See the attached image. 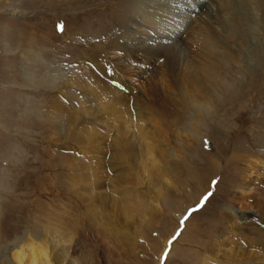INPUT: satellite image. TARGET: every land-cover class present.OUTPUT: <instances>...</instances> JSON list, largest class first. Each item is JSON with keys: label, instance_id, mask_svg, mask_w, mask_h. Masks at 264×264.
Masks as SVG:
<instances>
[{"label": "rangeland", "instance_id": "374dc122", "mask_svg": "<svg viewBox=\"0 0 264 264\" xmlns=\"http://www.w3.org/2000/svg\"><path fill=\"white\" fill-rule=\"evenodd\" d=\"M124 1L126 0H0V264H21L13 259L12 252L23 247L28 240L35 244L41 243L45 238L41 226L46 222L48 214L67 210L69 221L74 222L81 216L72 232L74 249L65 253L64 258L62 252L56 251L55 247L47 250V262L52 264H264V237H261L264 233L255 234L259 229L264 230L263 209L261 208L263 213L256 211L257 206H250L248 200L243 205L238 202V197L245 199L249 194L254 199L257 189L264 190V57L250 60L253 69L248 73L250 78L244 81L245 85L235 97L228 98V101L226 98L227 102L220 101L223 104L216 112V103L207 99L206 95L213 113L203 117L204 120L190 106L198 103L199 98L195 96L192 84L187 85L184 81L187 85L186 93L178 90L176 94L180 97L183 95L181 98L187 103H182L178 110L180 121L172 123V119L159 118V107L155 113L150 99L145 100V107L140 105L146 99L142 97L145 83L147 80L153 83L158 79L159 74L155 69L160 65L168 72L165 75L168 77L163 80L177 83L170 68L173 65L176 69L183 68L182 60L176 58L184 53L180 52L182 49L187 51L189 47L183 45L186 44L184 40L189 42L186 37H191L195 32L189 25L192 23L189 18L196 19L200 12L199 23L202 25L197 27L203 29L206 18H202L206 17L205 11L202 12L201 5L195 15L190 13L191 10L185 12L189 16L184 15L187 18L184 26L182 18L176 17L179 21L172 22L174 16L166 14L173 11L172 7L162 6L160 3L166 1L165 4L170 5L169 2H174L173 0H138L137 5L134 3L130 10L136 11L142 1L146 5L152 4V1L159 2L161 9H157L158 12L153 15L161 16L158 20L162 21L163 26L168 22L169 25L173 24V28L179 29L181 33L177 38L184 42L180 45L183 47L178 46L175 51L157 50L155 45H163L161 42L174 44L175 37L159 34L161 29H155L154 33L149 28L143 32L138 28V46L141 45L142 48L138 49L153 63L144 65L141 61L139 66L143 70L147 66V75L141 77L137 73L131 79L112 65V55L125 60L122 54L127 52L118 50L129 49L128 44L132 43L134 36L127 32V24L131 21L125 20L124 10L120 6ZM203 1L210 3V0ZM248 1H252L251 5ZM248 1H229L226 10L232 16L225 14L227 17L224 18L217 15V10L214 13L215 7L211 4V7H207L209 21L217 20V24H220L222 19L227 21L235 18L232 13L234 6H237L235 3L249 5L254 28L253 32L250 29L245 32L246 47L241 48V39L237 36L236 43L233 40L229 43L230 55L240 54L241 59L243 55H248L247 47H261V44H256L264 42V2L262 10H258L252 5L256 0ZM200 2L194 4L193 0H183L182 10L177 11L182 12L183 5L198 9ZM177 7L179 8L178 5L175 6ZM141 9H144L145 16L134 11L132 13L136 18H143L142 20L152 18L146 17L149 15L148 10L156 12L153 8L144 6ZM260 17L261 21L256 23ZM60 24L64 26L63 32L57 31ZM142 25L145 26L144 23ZM229 28L231 27L227 26L224 30ZM194 36H197L198 41ZM219 36L220 38L218 35L215 38L223 40V33ZM114 37L122 46L110 43L109 40ZM201 39L204 41H200ZM208 39L206 35L195 33L191 41V45L195 46L191 48L197 51L208 47ZM145 46H153L156 51H146ZM94 50L97 52L91 58L90 54L92 51L94 54ZM100 60L102 62L97 65ZM247 60L244 59L245 62ZM231 61H234L232 57ZM184 69L181 71L183 73L180 72L182 76L187 74V69ZM81 72L95 76L96 79L90 82L94 89H98L97 93L103 94L100 90L109 89L105 90L108 98L114 96V93L124 96L122 100H127L129 108L125 103L123 105L128 109V114H132V120L138 118L135 117L138 111L134 106L136 99L142 108L149 104V107L152 106L150 112L147 109L141 112L145 117L144 129L147 130L143 138L150 140L149 142L154 141L153 145L162 153L165 162L161 159L156 161L159 167L164 163L162 169L155 168V164L151 166L147 160L144 168L141 167L145 152L143 148L136 150L129 147L132 144L128 143L125 150H121L124 147L115 150L114 143L112 148L108 147L103 153L105 165L100 164L101 161L94 162L97 168L92 167L97 173L91 174L89 169L86 174L91 175L81 176V179L79 177L73 181L70 179L73 169L69 170L66 165L69 161L75 162L80 151L85 152L83 156L90 158L102 156L92 146H88L87 151L84 150L87 143L85 140L75 143L73 131L87 122L93 129V137L89 141L93 147L96 142H100L101 148L97 135L98 130L104 127L97 119L112 121L107 112L82 115L83 122L80 121L81 118L68 120L77 111L75 107L79 106L77 98L81 96L82 90L73 77ZM53 103L59 105L55 110L57 119L52 118V113L48 112L52 110ZM169 108L175 110L174 107ZM139 112L140 110L137 114ZM143 116L140 117L142 120ZM165 120L167 124H163ZM52 125L56 128H52ZM133 125L135 123L130 126L128 134L132 137L131 141L136 143L134 134L137 131L136 125ZM114 128L108 134V130L104 129L107 130L105 146L121 137L116 132V127ZM117 150L118 153L121 151L122 157L113 155ZM138 152H141L140 157ZM160 153L157 152L156 155ZM210 155L216 162L211 163ZM152 158L155 159L154 154ZM126 172L127 177L124 176ZM257 175L259 177L256 180ZM252 180L255 182L253 187ZM213 181L216 183L213 184ZM250 185L251 191L248 189ZM161 186L164 187V192L159 191ZM260 199L257 196V202ZM245 208L252 213H244ZM253 220L261 224V227ZM166 251L167 257L164 255ZM257 252L261 255L255 258L254 254ZM24 253L27 251L24 250ZM23 258V264H28L26 255Z\"/></svg>", "mask_w": 264, "mask_h": 264}, {"label": "bare ground", "instance_id": "6f19581e", "mask_svg": "<svg viewBox=\"0 0 264 264\" xmlns=\"http://www.w3.org/2000/svg\"><path fill=\"white\" fill-rule=\"evenodd\" d=\"M137 1L138 0H126V1H124L123 5H120L123 8V10H124V12L123 11L122 12L125 14V20H130L131 21L128 24L126 23L128 25V30H127L128 35H132V34L134 35L133 38H132V40H133L132 43L131 44H128L129 49H127V50H124L123 49L122 50L120 48L121 50H118V51H121L123 53L124 52H127L126 54L125 53L124 54L120 53V54L123 55L122 57L125 58L124 61H126V62H124L120 57H116V55L115 56L112 55L113 56V61L111 60L112 61V65L119 72L124 73V76H125V74L126 75H129L130 78L132 79V76H134L137 73H140L141 74V77L143 75H147V72H148L147 66L145 67V70H143L144 68H141L139 66V63L141 61H143L141 63L144 64V65H149V64L151 65L153 63V61L150 58H148L147 55H143L140 52L141 50H139L141 48V45L138 46L139 39H140V37L137 34L139 32L138 28L141 29L142 32L143 31H146L149 28L154 33H155V29H161V33H159V34H163L165 37H169V38H174L175 37L174 38L175 40H173V41H175L174 44H169V43L161 42V43H163V45H158V46L155 45V47L157 48V50H163V51H171V50L172 51L173 50L175 51V49L178 46L180 48H182L183 46L181 47L180 45L183 44L184 41L186 42V44H183V45H186L189 48H191V46L192 47L195 46V45H191V41H193V35H195V33L196 34L198 33V34L206 35L209 38L208 39L209 40V46L207 45L208 47H205L203 49L200 48L202 50L194 51L192 48H191V50H189V48H188L187 51L189 50V55H188V52L185 51L186 49L185 50L182 49V51L179 50L180 52H184V53H180L179 54V57L180 58H176V59L182 60L183 64L186 67H184V65H183L182 66L183 67L182 69H176L174 65L172 67L170 66L171 67L170 69L173 72V76L176 78V81H177L178 84L177 83L173 84L174 82L172 83L171 80L170 81H164V80H166V77H168V76L165 77V75H167L168 72H166L167 70H165L164 67H160L161 65L157 69L154 68L155 70H157V72H158L157 74H159V77H158V79L155 82L152 83V82H150V81H148L146 79L147 82L145 83L144 93H143V96H142V97H146V99L142 100L143 101V104H140V105H142L143 107H145L144 104L147 105L145 103L146 102L145 100L150 99V102H151L150 104H152L154 106V108H155V109H153V107L151 106L152 107V110L155 113L158 112L157 108L159 107V113H158V114H160L159 118L166 117L167 119H172V121H171L172 123H178L180 121L179 118H181V115H179L178 110L183 105L182 103H186V102L184 100H182V98H181L183 95L180 97V95H176V94H177V91L178 90H180V92H185L186 93V90H187L186 86L189 85V84L190 85L192 84L191 87L194 90V94L199 99H198V103H196L195 105L194 104H191L190 106L195 111V113H198L202 117V119L204 120L205 117H207L208 115H210L211 113H213L212 111H210V109H212V107H211V105L208 102L209 100L207 101V99L210 98L212 100V102L216 103V107H215V112H216V109H219L220 108V105L222 103V102L220 103V101H223L224 102V101H226V98H227V101H228L229 100L228 98L231 99V98L235 97L238 94V92L242 89L243 84H244V81L245 80H248V78H250V76L248 77V73H250V72L253 71V69H251L250 60H255L257 58L259 59V58H263L264 57V42H260V43H257L256 44V45L261 44L262 45L261 47H259V46H256V47L251 46V48L250 47H247V50H249L248 51V55L247 56H244L243 55V58L242 59H241V55L240 54L232 53V56H231L230 53H229V50H230L229 43H230L231 40H233L236 43V36H237L239 39H241L240 46H242L241 48L243 49L244 46L246 47V43L244 42V35L247 34V33H245L246 30H249L250 29V31L253 32V28H254L253 27V22H254L253 19L254 18H253L252 14L249 11V5H251V2L252 1L239 0V1H246V2L248 1L249 2V5H243V4L235 3V5H237V6H234L233 12H232L234 14L233 16L235 18H233V19L231 18L232 20H230V18H229V16H232V14L230 15L227 12L226 7H228L229 1H233V0H218V1L210 0V3H205L206 1H203V0H193L194 4L198 3L199 1H201L200 4H198V9L195 8V7L194 8L188 7L187 8L186 6L183 5L184 10L182 12H179L177 10H179V9L182 10V1L183 0H178V1L173 0L174 2H171L170 0H168V1H170L169 3H171L170 5L169 4L166 5L165 4V3H167L166 1L165 2H160L162 4V6L172 7L173 11L166 12V14H170V16H174V19H171L172 22L173 21H174V23L177 22L176 20H178V19H175L176 17L177 18H182L181 21L183 20L182 23H183L184 26H186V23H187V18H185L184 15L189 16L188 13H185V12H188V11L191 10L190 13L193 12L192 14L195 15V14L198 13L197 10L199 11L200 6L203 5V7L201 6L203 8L202 9V12H204V11L206 12V13L204 12V15H206V17L202 18V19H205L206 18L205 19L206 21L203 22V23H205L204 24L205 27L203 29L197 27V25H202L201 22L199 23L200 18H201L200 12L198 14V17H196V19L189 18V21H192V23L189 24V25L192 26L193 29L195 30V32H193L191 34V37H190L189 34H188L189 36L186 37V39L189 38V42L187 40L180 41L181 38H180V40L177 38V36L181 32H180L179 29L173 28V26H172L173 24H170L169 25V23L166 21L167 22L166 25L163 26L162 25L163 24L162 21L161 20L160 21L158 20V19H160L161 16H159V15L158 16H154L153 15L154 13H157L158 12V11H156L157 9L158 10L161 9L160 8V5L161 4L159 2L152 1L151 2L152 4L146 5V4H144L143 1H142L143 4H142V2L140 3V1H139L140 4L138 5L136 11H134L132 9L130 10L131 6L134 5V3L136 4ZM179 1H181V2H179ZM263 2H264V0H256V2H253L252 5H254L255 8H257L258 10H262V8H263L262 3ZM210 4L212 5V7L213 6L215 7V11H214L215 14H216V10H217V15L219 17H222V18H224V16H226L225 14H229V16H228L229 19H227V21L226 20L222 21L223 19L220 18V20L222 19L219 22L220 24H217V22H218L217 20H216L217 22L216 21H209L210 13H209V11L207 9L209 7H211ZM226 4H227V6H226ZM176 5H178L179 8L178 7L175 8ZM143 6L144 7H148L150 9L153 8L156 11V12H153V10H151V11L148 10L147 11V13H149V15L146 16V17H148V18L149 17H152L151 19H149V20H142L143 18H141V19L136 18L134 16V14L132 13L134 11L135 13H138L140 15H144L145 16L144 9H141V7H143ZM121 9H120V11H121ZM210 10H212V9H210ZM230 10H232V8ZM177 15H179V16H177ZM169 18H167V19H169ZM164 19H166V17H164ZM164 19H163V22L165 21ZM261 19H262V17H260V20L259 19L256 20V23L257 22H260ZM143 23L145 24V26L142 25ZM246 24H248L247 25L248 27L246 26ZM263 25H264V21H263ZM227 26H230L231 28L224 30V28L227 27ZM249 26H250V28H249ZM168 29H170L172 31H168ZM190 29H191V27H190ZM167 32H170V33L169 34H164V33H167ZM220 33H223V35H224L223 36V40H220V39L215 38L217 35L220 38V36H219ZM150 36H152V35L150 34ZM150 36H149V38H150ZM194 37H196L195 39H196V41H198L197 40V36H194ZM177 39H178V41H177ZM202 40L203 39H201L200 41H202ZM109 41H110V43L113 46H122V44H120L119 41L115 37L114 38H111V40H109ZM204 43H202V44H204ZM123 44H124V42H123ZM148 46H145L144 49L145 50L146 49L147 50H150L151 53L154 52V51H156L155 47H153V46L148 47ZM203 46L204 45H202V47ZM198 47H199V45H198ZM115 50H117V49L115 48ZM101 51H103V50H101ZM192 51L194 53H192ZM259 51H262V53H259ZM92 52L90 54L91 55V58L92 57H95V52H97V50H94V54H92ZM174 53H176V52H174ZM109 54H111V53H109ZM191 57H192V59L194 61L191 60ZM194 57L195 58H198V59L196 60ZM231 57H232V60H234V61H231ZM131 58H133V59H131ZM245 58L248 59L246 62L244 61ZM129 59H131L132 61L128 62ZM200 60H201V62H199ZM101 62H102V60H100V62H97V65H98V63H101ZM137 62H138V64H137ZM104 63L105 62H103V64ZM106 65H108V64H106ZM157 65H159V64H157ZM136 66H138V67H136ZM184 68L187 69L186 70L187 74L182 76L181 73H183V72H181V71H184L185 70ZM130 69H132V70H130ZM170 69H168V70H170ZM97 71H99V70H97ZM93 72L95 74V71L94 70H93ZM76 73H77V71H76ZM90 73H92V72H90ZM88 74L81 72L80 75L77 74V76L73 77V78H75V80H74L75 83L82 90V94H81V96H79L77 98V101H78L77 103L79 104V106L75 104L76 106H78V108L75 107V109L77 111H75L74 113H72L74 115L72 117H70L68 115L69 116L68 117V120L81 118L80 121L83 122V116L82 115L92 114L94 112H97V114H99L100 112H107V113H109L111 115L110 120L112 119V121L98 120L97 119L98 122L99 121L102 122V125H103L104 129H107L108 130L107 131V130H104L102 128H100L102 130H98V135L97 136H98V140L101 141V144H102V146H100L101 148H99L100 142H96L95 145H94V147H93L92 142L89 141V139H91V137H93V135H92V130L93 129L91 128V126H88V123L87 122H83V123H85L84 126H80V128H78L77 130L73 131V138L75 139V143H78L81 140H85V141H87V143L85 144V147H83L84 150H86L88 146L89 147L92 146L91 148H93V150H95V151L98 150L100 153H102V156L100 155V156H94V157H91L90 158V157L85 156V155L83 156V154L85 153L84 151H80V156H78L79 154L77 153L78 154L77 155L78 158L74 157V158H76L75 159V162H74V160L71 161V162L69 161V164L66 165L69 170H72L73 169V172L70 173L71 174L70 175L71 176L70 179L73 181V180H77V178H79V177L81 179V176H89V175H91L93 173H97L95 171V168H97L96 167L97 165L94 162L95 161H97V162H100L101 161L100 164L105 165L104 163H106V162H105V160H103V158H104L105 155H103V153H104V151L108 147L113 146L114 143L116 144V145H114L115 146L114 147L115 150L118 147H124L121 150H125L128 143L132 144L129 147L134 148L136 150H140L141 148H143L145 150V152H144V156L141 159L142 160L141 163H140L141 164V167L144 168L145 164L147 163L146 160L149 161V164L151 166H153L155 164L156 165V167L154 166L155 168L159 167V166H157L158 163L156 164V161L158 159H161V160H163V162H165V159H163L162 153H160L159 149L156 148L153 145L155 143L154 141H153L154 143L153 142H149L150 140L148 141L145 138H143L145 136L144 135V132L147 131V130H146V128L144 129V127H145V122H144L145 117L142 115L141 112L144 111V110H146V109L150 112L151 111L150 110L151 107H149L150 104H149V106H146V108H142L141 106H139V100L136 99V101L134 103V106H136L137 107L136 109L138 111L140 110V112L137 114V112H138L137 111L135 117L136 118L138 117V118L132 120L131 119L133 117L132 114L131 113L128 114V112H127L128 109L126 110L125 107H124V105H123L125 103L126 104V107L129 108V104H127V100L126 99H125L126 101L122 100V98L124 96H122V95H115V93L113 92L114 93V96L112 95L113 97L111 96V98H108V96L106 95L105 90L107 91L109 89H105V88H104L105 89L104 91L103 90L102 91L100 90V92H103V94L97 93L98 92L97 91L98 89L97 88L94 89V87H92L91 82H90V80L96 79V78L92 74L91 75H88ZM68 77L70 79V76H68ZM144 78H146V77L144 76ZM170 78H171V76H170ZM54 80H55V78H54ZM183 81L184 82H187L188 84L187 85L184 84ZM77 85L74 84V86H77ZM93 85H95V84H93ZM170 85H172L171 88H170ZM111 86H113V85L111 84ZM113 88H114V86H113ZM185 93H183V94H185ZM173 94H175V95L173 96ZM186 95H188V92H187ZM206 95L208 96L207 99H206ZM186 99H188V98H186ZM190 99H191V97H190ZM55 104H57V102ZM55 104L53 103L51 105V108H52L53 111L52 110H49L48 112L49 113L50 112L52 113V118L57 119L56 116H55L56 115L55 110L57 109V106H59V105H55ZM69 104H70V101H69ZM169 106L170 107H174L175 110L172 111L171 110L172 108L170 109ZM213 106H215V105H213ZM188 109H189V107H188ZM66 112H68V111H66ZM134 112H132V113H134ZM142 116L144 118L143 120L140 118ZM129 118L131 120H127ZM155 119H157V118H155ZM131 122L133 124L135 123V125H136L137 134H134V137H136V140H135L136 143H134L133 141H131L132 140V137L130 138L129 137V134H128L129 128L131 129L130 126H132V123ZM158 122H159V120H158ZM164 122H163V124H167L166 120ZM200 122H201V120H200ZM122 125H124V126H122ZM135 125H133V126H135ZM202 125H203V123H202ZM163 126H165V125H163ZM114 127H116V132L121 137H117V138L115 137L116 138V141H114V142L113 141H111V142L108 141L110 143V145L109 146H107V145L105 146L104 144H106V141H107V137L106 136H107V134L110 131L115 130ZM52 128L55 129L56 126L52 125ZM132 130H133V128H132ZM106 131H107V134H106ZM153 140L157 141L156 139H153ZM158 144L160 145V143H158ZM118 150H117V153H114L113 155L114 156L120 155L122 157L123 154L121 153V151L118 153ZM157 152H159L160 154L159 155H156ZM140 154H141V152H138V156L139 157H140ZM153 154H154L156 160L152 158L153 157ZM120 156H119V158H121ZM80 157H82V158H80ZM207 157H209V156H207ZM241 158L243 159L244 157L241 155ZM70 160H72V159H70ZM210 161H211V163H213L214 161L216 162V160L214 159L213 156H211ZM163 162H162V167H163V164H164ZM159 164H160V162H159ZM92 166H94L95 168L92 167ZM160 167H159V170H160ZM162 167H161V169H162ZM145 168L148 169L147 166ZM89 169H91V172H90L91 174H86L87 171H89ZM146 169H145V171H146ZM83 170H85L86 172L83 173L84 172ZM121 171L124 172L123 169ZM150 171H151V169H150ZM167 171H169V169ZM171 171H173V170H171ZM157 172L159 173V171H157ZM100 173H101V171H100ZM82 174H84V175H82ZM126 174H127V172L124 173V176ZM247 176L248 177H252V176H250V174H247ZM125 177H127V176H125ZM257 177H259V176L258 175L256 176V180H257ZM111 178H114V177H111ZM256 180H255V182H256ZM255 182H253V180H252V184H251L252 187H253V183L255 184ZM95 185H97V183ZM251 185L248 188L250 191L252 189L251 188ZM161 190H163V192H164L165 189H164L163 186L160 187L159 191H161ZM163 192H161V193H163ZM258 193H261L262 195H258ZM159 195H160V193H159ZM257 196H259L261 198L259 200V202H257ZM120 199H121V197H120ZM238 199H239L238 202L240 204H242V205L243 204H246L245 201L248 200V203H249L250 206H257L256 211L258 210L261 213L264 212V202H262V200L264 199V190L263 191H258V189H257V193L256 192L254 193V199L249 194H247L245 196V199H243L242 197H238ZM122 201H123V199H122ZM121 204H122V202H121ZM110 205L113 206V203H110ZM133 207H135V206H133ZM261 208L263 209V212H262V209ZM66 212L60 211V212L54 213V214H50L49 213L47 219L45 220L46 222L41 226V228H43L44 233H45V234L43 233L44 236H45V238L42 239V242L41 243H38V244H35L32 240H28L26 242V244H24V246L21 247L19 250H14L12 252L13 259L16 260L18 263L23 264V262H22L24 260L23 257H24V255H26V258L28 260V264H44V261L46 262V264H52L51 262H47V256H48L47 255L48 254L47 253V250H49V249H52L53 250L54 247H55L56 251L57 250L58 251L60 250L59 252H62L61 255H63V258H64L65 257V253H67L68 251H71V250L74 249V245H72L74 243L72 241V237H73L72 236V234H73L72 232L76 228L75 223L78 222V219L81 217L80 216L74 222H72L71 220L69 221L68 218H70V216ZM243 212L244 213L245 212L246 213H252L251 210H249L248 208H245L243 210ZM44 218H46V217H44ZM54 221H56V222H54ZM253 221H254V223H256L257 225H259L261 227V224L257 223L255 220H253ZM260 233H264V230L259 229V231H257L255 234H260ZM261 237H264V236H261ZM261 237L259 239H261ZM24 250H26L27 253H24ZM51 253H53V252H51ZM38 255L41 256V259L39 258ZM259 255H261L259 252H257V253L254 254L255 258L257 256H259ZM254 256H253V259H254ZM42 259H44V260H42ZM250 259H252V258H250ZM61 260H63V259H61ZM217 263H215V264H217Z\"/></svg>", "mask_w": 264, "mask_h": 264}, {"label": "snow or ice", "instance_id": "6c2138e0", "mask_svg": "<svg viewBox=\"0 0 264 264\" xmlns=\"http://www.w3.org/2000/svg\"><path fill=\"white\" fill-rule=\"evenodd\" d=\"M63 30H64V26L62 25V24H60V25H58L57 26V31H59V32H63ZM216 183V181H213V184H215ZM209 195H211V193H209ZM205 200L207 199V197H205L204 198ZM185 219H187V217L185 218ZM177 235H179V233H177ZM175 236L173 237V240H175ZM169 243H171V241H169ZM165 257H167V255H168V252L166 251L165 252Z\"/></svg>", "mask_w": 264, "mask_h": 264}]
</instances>
